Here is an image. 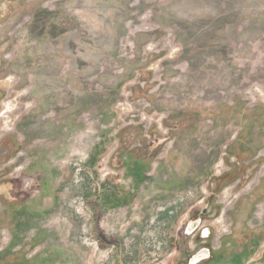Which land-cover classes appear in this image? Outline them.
Instances as JSON below:
<instances>
[{"label":"rangeland","instance_id":"rangeland-1","mask_svg":"<svg viewBox=\"0 0 264 264\" xmlns=\"http://www.w3.org/2000/svg\"><path fill=\"white\" fill-rule=\"evenodd\" d=\"M192 259L264 264V0H0V264Z\"/></svg>","mask_w":264,"mask_h":264},{"label":"water","instance_id":"water-1","mask_svg":"<svg viewBox=\"0 0 264 264\" xmlns=\"http://www.w3.org/2000/svg\"><path fill=\"white\" fill-rule=\"evenodd\" d=\"M195 226H196V223L191 224V229L193 230L195 228ZM194 263L191 262V264H194Z\"/></svg>","mask_w":264,"mask_h":264},{"label":"flooded vegetation","instance_id":"flooded-vegetation-1","mask_svg":"<svg viewBox=\"0 0 264 264\" xmlns=\"http://www.w3.org/2000/svg\"><path fill=\"white\" fill-rule=\"evenodd\" d=\"M197 257H198V256H197ZM191 261H192V263L195 262V264H196V262H197L198 260H196V259H192Z\"/></svg>","mask_w":264,"mask_h":264}]
</instances>
